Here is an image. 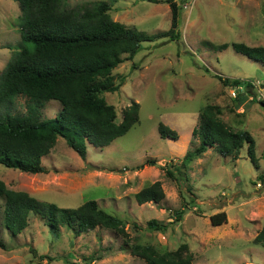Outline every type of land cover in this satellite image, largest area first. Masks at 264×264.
<instances>
[{
    "label": "rangeland",
    "instance_id": "374dc122",
    "mask_svg": "<svg viewBox=\"0 0 264 264\" xmlns=\"http://www.w3.org/2000/svg\"><path fill=\"white\" fill-rule=\"evenodd\" d=\"M97 1L110 4L111 18L128 27L155 33L167 31L171 11L165 0H63L65 9H78ZM181 6L179 38L143 42L131 58L112 71L119 88L101 96L115 108L116 122L134 100L139 120L108 146L86 147L81 159L62 137L42 158L44 173H24L0 165V179L12 190L74 208L87 200L123 220L127 236L102 226L79 235L67 227L52 232L36 214L16 236L3 228L0 201V264H144L122 249L126 244H151L159 252L188 244L193 264H264V249L253 238L264 225V63L239 54L232 43L264 46V0H178ZM21 11L14 0H0V72L22 46ZM228 44L220 49L219 45ZM250 81L252 88L239 102L242 89L223 86L214 76ZM206 104L218 105L219 117L233 130H247L255 141L256 162L244 146L237 159L208 148L181 171L187 180L165 176L164 166L180 161L196 145L191 130ZM56 100L44 102L41 119L53 118ZM13 114H26L25 97L14 98ZM164 123L178 133L175 140L161 138ZM153 159L154 165H144ZM262 177V179L260 178ZM160 180L165 198L158 205L137 204L135 193ZM190 189V190H189ZM183 207L180 221L165 231L147 228L155 218L164 223ZM225 211L226 223L213 226L209 216Z\"/></svg>",
    "mask_w": 264,
    "mask_h": 264
},
{
    "label": "trees",
    "instance_id": "16d2710c",
    "mask_svg": "<svg viewBox=\"0 0 264 264\" xmlns=\"http://www.w3.org/2000/svg\"><path fill=\"white\" fill-rule=\"evenodd\" d=\"M14 1L21 11L22 46L0 72V165L24 173H44L47 168L42 164V158L49 154L58 137L85 160L87 144L97 148L108 146L138 122V102L133 100L122 111L120 122H116L114 106L101 94L119 88L111 71L124 56L131 59L143 42L179 38L177 27L181 6L178 0H165L171 11L169 29L146 33L113 20L109 14L110 4L106 1L78 9H65L63 0ZM227 46L224 43L219 48ZM231 47L239 54L264 63V46L235 42ZM214 76L223 86L236 89L242 86L236 93L239 102L245 98L242 92H251L250 81L217 73ZM17 96L25 97L24 115L10 112ZM48 100L58 101L60 109L53 118L41 119V108ZM259 102L264 106V99ZM220 113L218 105L203 106L191 130L196 145L180 161L165 164V176L180 185L181 179L187 180L182 167L208 148L223 157L237 159L240 150L246 146L251 163L256 162L252 135L247 130H233L219 117ZM157 130L161 138L175 140L178 137V133L164 123H158ZM145 164L154 165L155 161L146 160L139 167ZM134 198L139 205L147 202L159 205L165 198L161 181L155 180L144 186ZM0 201L3 228L12 236L26 228L31 212L38 215L52 232L65 226L74 235H79L102 226L127 236L123 220L99 207L95 200H87L74 208H63L40 201L25 191L12 190L0 179ZM173 214L174 219L166 223L149 219L147 228L165 231L169 225L181 220L183 207ZM209 220L211 225L219 226L226 223L227 216L225 211H219L210 215ZM253 242L264 249V225L255 234ZM8 248L10 246L0 237V249ZM122 249L142 259L144 264H193V256L185 242L175 250L165 252H159L151 244L139 243L126 244Z\"/></svg>",
    "mask_w": 264,
    "mask_h": 264
}]
</instances>
